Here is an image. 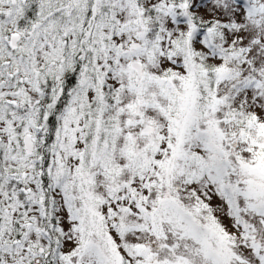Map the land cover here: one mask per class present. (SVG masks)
<instances>
[{
  "label": "snow or ice",
  "instance_id": "snow-or-ice-1",
  "mask_svg": "<svg viewBox=\"0 0 264 264\" xmlns=\"http://www.w3.org/2000/svg\"><path fill=\"white\" fill-rule=\"evenodd\" d=\"M0 264H264V0H0Z\"/></svg>",
  "mask_w": 264,
  "mask_h": 264
}]
</instances>
